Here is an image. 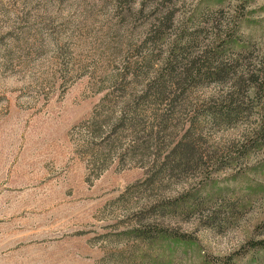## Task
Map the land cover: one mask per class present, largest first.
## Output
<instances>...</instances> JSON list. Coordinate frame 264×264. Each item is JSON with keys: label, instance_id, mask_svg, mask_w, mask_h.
Instances as JSON below:
<instances>
[{"label": "rangeland", "instance_id": "obj_1", "mask_svg": "<svg viewBox=\"0 0 264 264\" xmlns=\"http://www.w3.org/2000/svg\"><path fill=\"white\" fill-rule=\"evenodd\" d=\"M263 76L264 0H0V264H264ZM155 87L164 133L93 169L81 122Z\"/></svg>", "mask_w": 264, "mask_h": 264}, {"label": "trees", "instance_id": "obj_2", "mask_svg": "<svg viewBox=\"0 0 264 264\" xmlns=\"http://www.w3.org/2000/svg\"><path fill=\"white\" fill-rule=\"evenodd\" d=\"M215 73L220 74L219 71ZM260 83H262L261 86H259ZM238 89L235 92L227 91L225 93L226 99L230 104H227L226 109L225 106H221L211 110L213 116H229L234 113L235 106L233 105L243 95L241 94L242 91ZM167 92L166 89L157 87L154 88L152 93L150 88H144L139 92L123 88L121 91L112 89L104 94L103 100H107L109 103V111L107 113H101L97 108L88 119L80 124L81 129H84L85 132L79 138L81 147L89 156V163L93 169L102 170L105 166L103 162L112 155L114 148L124 138L130 137L128 138V146L122 149V151H126L127 153L131 152V154L138 148H142V145L146 146L149 141L153 143L157 141L165 131L166 118L161 114H156V116H153V120H149L150 116L147 114L146 109L142 108V105L146 104V101L163 98L164 95H167ZM251 92L254 95H259L261 100L264 101V76L257 82V86H253ZM235 94L237 95L234 96ZM223 99L225 100V97ZM145 121L150 122V126H147ZM135 127H142L143 135H135ZM190 145V142L183 143L182 139L176 140L172 148L165 155L151 156V158H148L149 164L147 167L153 170L156 169V172L161 171V168H165V165L169 163L172 167L180 164H183L185 167V163H187L185 160H187L188 155H186L181 146H184L187 150L190 149ZM178 150L182 151L177 153Z\"/></svg>", "mask_w": 264, "mask_h": 264}]
</instances>
